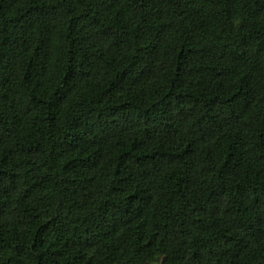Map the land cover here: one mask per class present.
I'll use <instances>...</instances> for the list:
<instances>
[{
	"label": "trees",
	"instance_id": "16d2710c",
	"mask_svg": "<svg viewBox=\"0 0 264 264\" xmlns=\"http://www.w3.org/2000/svg\"><path fill=\"white\" fill-rule=\"evenodd\" d=\"M0 264H264V0H0Z\"/></svg>",
	"mask_w": 264,
	"mask_h": 264
}]
</instances>
